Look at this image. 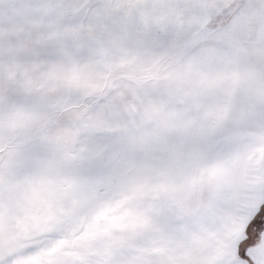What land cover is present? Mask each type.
Here are the masks:
<instances>
[{
  "label": "snow or ice",
  "instance_id": "1",
  "mask_svg": "<svg viewBox=\"0 0 264 264\" xmlns=\"http://www.w3.org/2000/svg\"><path fill=\"white\" fill-rule=\"evenodd\" d=\"M0 264H264V0H0Z\"/></svg>",
  "mask_w": 264,
  "mask_h": 264
}]
</instances>
